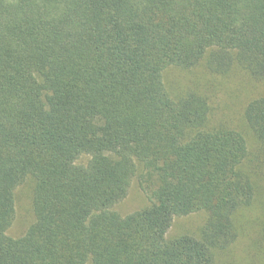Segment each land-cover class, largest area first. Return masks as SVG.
I'll return each mask as SVG.
<instances>
[{"label":"trees","instance_id":"1","mask_svg":"<svg viewBox=\"0 0 264 264\" xmlns=\"http://www.w3.org/2000/svg\"><path fill=\"white\" fill-rule=\"evenodd\" d=\"M258 175L264 0H0V264H215L243 211L264 247ZM134 179L146 204L121 215Z\"/></svg>","mask_w":264,"mask_h":264},{"label":"rangeland","instance_id":"2","mask_svg":"<svg viewBox=\"0 0 264 264\" xmlns=\"http://www.w3.org/2000/svg\"><path fill=\"white\" fill-rule=\"evenodd\" d=\"M203 68L204 67L199 66V68L193 69L192 72L185 71V74L189 75L195 73V76L202 75L205 73ZM238 77L240 78L241 76ZM215 78L218 82L223 79L221 77ZM180 82L183 84L182 81ZM232 103L236 102L233 101L231 104ZM229 105L230 104H226V107L224 106L222 108L223 113L227 114L232 111ZM234 105L236 106V104ZM86 160L87 157H81L79 162L84 163ZM259 176L262 175H258L255 178L258 189L256 206H260L261 203H263L261 189L264 184V179ZM31 192V186L28 180L20 184L15 190L14 215L6 232L11 238H18L23 235L29 225L33 222ZM145 204L146 196L139 187L137 181L134 179L130 184L126 197L114 206V210L121 215H127L139 210ZM248 215L252 216L251 214ZM248 215L243 211L236 217L238 220L237 227H239L238 237L226 250L214 255L215 264H264V247L259 246L251 240L250 237L252 233L249 229L252 228L253 222L251 219L249 222L245 221ZM204 216L203 213H194L186 217L174 218L167 233V238L196 235L203 225Z\"/></svg>","mask_w":264,"mask_h":264}]
</instances>
